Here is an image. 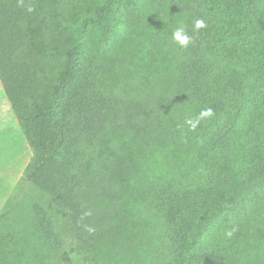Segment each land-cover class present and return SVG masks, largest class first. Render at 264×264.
I'll return each instance as SVG.
<instances>
[{"label": "trees", "instance_id": "obj_1", "mask_svg": "<svg viewBox=\"0 0 264 264\" xmlns=\"http://www.w3.org/2000/svg\"><path fill=\"white\" fill-rule=\"evenodd\" d=\"M259 2L0 0V82L30 151L0 215V264H62V249L67 264H264V97L246 95L232 40L239 23L264 27ZM197 18L208 26L193 33ZM204 108L215 115L190 131Z\"/></svg>", "mask_w": 264, "mask_h": 264}, {"label": "rangeland", "instance_id": "obj_2", "mask_svg": "<svg viewBox=\"0 0 264 264\" xmlns=\"http://www.w3.org/2000/svg\"><path fill=\"white\" fill-rule=\"evenodd\" d=\"M264 3V0H260L259 2ZM118 4L114 8H118ZM121 18L119 16H113L111 23H108L106 25V34L104 36V44L105 48H110L115 41L117 40L119 33H120V25H121ZM232 35V32H228V36ZM238 38L239 41L238 43H234L236 48L240 49V62L242 64H238V71L240 73H244L245 71H248L250 75V79L248 82H243V87L246 88V95H248L249 98H251L253 101L256 100H262L264 97V77H261L264 75V27L261 26L259 23H256L254 21H244L242 24L239 23L238 25V31L233 34L232 40ZM136 75V74H135ZM142 77H144L145 72L143 70L140 71L138 74ZM136 77V76H135ZM134 80L135 88L137 91L141 92H148L147 90V84L144 86L143 85V79L136 77ZM134 86V85H133ZM151 114H155L156 110L153 109L150 111ZM9 115H7L8 117ZM15 145L17 146L19 153L21 155V159L18 164H20V169L24 170V168L27 166L29 159H30V151L29 147L27 146L24 137L22 136L21 132H17V136L15 137ZM17 177V175H15ZM14 176V177H15ZM18 194H15V197L13 200L17 202L18 200ZM11 198V199H12ZM94 202L92 201V204ZM89 205H92L90 201H88ZM87 202H85V206L88 208ZM32 205V201L30 200H24L22 202H19V212L17 215L18 216V225L16 224V229H13V231H17V233L20 235L22 233V227L25 229H28V227L31 229L32 225L30 224L31 219L25 220V215H26V210H28V206L30 207ZM18 206V204H16ZM33 206H37L36 202L33 203ZM31 206L30 208H32ZM93 206V205H92ZM94 207V206H93ZM25 208V209H22ZM46 208L49 209L50 207L46 205ZM40 210V208L33 209L32 211H37ZM92 210V209H91ZM25 211V212H24ZM93 211V210H92ZM34 218L37 217V214L34 213ZM47 217V216H45ZM35 223L33 225L37 226L39 225V221L34 220ZM27 225H29L27 227ZM31 226V227H30ZM8 232H11L9 230ZM51 245H54L55 248H57V244H54L52 241L49 242ZM51 249V248H50ZM65 249L60 250L59 255L61 257L59 258V261L62 264H67V262L70 260L68 256H65ZM64 257V260L62 259ZM76 257V256H75ZM75 257H73L75 259ZM51 257L49 262H51ZM48 262V263H49ZM43 264V258L42 256L38 253V255L35 256L34 264Z\"/></svg>", "mask_w": 264, "mask_h": 264}, {"label": "crops", "instance_id": "obj_3", "mask_svg": "<svg viewBox=\"0 0 264 264\" xmlns=\"http://www.w3.org/2000/svg\"><path fill=\"white\" fill-rule=\"evenodd\" d=\"M18 130L20 132L19 124L0 82V215L15 197L23 173L18 164L21 155L14 141Z\"/></svg>", "mask_w": 264, "mask_h": 264}, {"label": "clouds", "instance_id": "obj_4", "mask_svg": "<svg viewBox=\"0 0 264 264\" xmlns=\"http://www.w3.org/2000/svg\"><path fill=\"white\" fill-rule=\"evenodd\" d=\"M27 11L30 13L33 11V8L29 6ZM207 22L203 18H197L192 22L191 31L193 33H199L200 31L207 28ZM172 42L180 49H188L193 44L192 37L188 34V26L180 23L172 32ZM215 115L212 108H204L198 114L185 117L184 124L187 125L190 131H195L196 128L201 124L202 121L209 120ZM90 212H85L81 219L90 216ZM85 231L92 233L95 231L94 227H91L87 224L84 225ZM235 232V228L224 231V236L227 239H230Z\"/></svg>", "mask_w": 264, "mask_h": 264}]
</instances>
